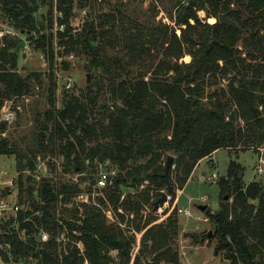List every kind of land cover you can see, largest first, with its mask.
<instances>
[{
  "label": "trees",
  "instance_id": "16d2710c",
  "mask_svg": "<svg viewBox=\"0 0 264 264\" xmlns=\"http://www.w3.org/2000/svg\"><path fill=\"white\" fill-rule=\"evenodd\" d=\"M97 1L0 0V20L16 33L0 37V109L4 102L23 106L43 86L47 98L34 149L20 150L0 137V156L14 155L18 202L26 204L11 220L12 228L8 224L0 234L3 264L131 261L130 238L107 223L100 207L78 205L70 218L57 211L81 193L77 185L23 180L21 172L34 168L40 153L61 155L62 173L85 174L82 182L90 188L97 167L109 165L116 176L98 204L138 218L145 205L153 210L152 196L166 188L162 174L168 156L173 157L170 172L184 184L198 163L218 150L237 154L264 147V0H177L172 27L138 24L116 8L87 15L78 30L71 28L74 6L92 11ZM224 13L242 33L219 22ZM55 23L63 31L54 32ZM21 37L43 55L44 72L19 73ZM112 49L128 59L110 55ZM71 55L86 58L91 79L83 91L64 90L58 106L55 59ZM185 55L189 62H180ZM60 66L68 68L63 59ZM225 78V90L205 95L208 79L216 86ZM243 172L238 162L229 161L216 183L220 207L205 212L221 264H264V185L244 184ZM145 182V191L121 200V187L137 190ZM155 220L132 223L145 230L133 264H179L170 247L177 222Z\"/></svg>",
  "mask_w": 264,
  "mask_h": 264
},
{
  "label": "rangeland",
  "instance_id": "374dc122",
  "mask_svg": "<svg viewBox=\"0 0 264 264\" xmlns=\"http://www.w3.org/2000/svg\"><path fill=\"white\" fill-rule=\"evenodd\" d=\"M76 1V0H74ZM177 0H98L95 8L92 11L87 9L78 8L74 6L72 10L73 17L70 18V27L78 30L85 20V17H97L100 13H110L112 10L119 8L123 10L125 15L132 21L138 22V24L156 26L159 24H166L170 27L173 26V16L175 13L174 5ZM89 12V14H88ZM41 13L45 15L46 9ZM56 15V12H55ZM202 16V15H201ZM129 21H127V26ZM58 24H54L53 31L59 30ZM64 29V26H63ZM4 34L16 35V33L8 28L4 22L0 20V32ZM63 31V30H62ZM9 32V33H7ZM61 32V31H60ZM74 32V31H73ZM21 51L18 53V71L20 74H26L29 72H44L47 68V63L43 55L34 50L33 46L24 37H21ZM117 54L124 60L128 59L124 57V53L119 49L110 50V55ZM124 54V55H123ZM67 63L68 68L66 70L61 69V61ZM55 59V66L58 65L56 74L57 91H56V104L60 105V100L63 91L66 93L75 92L79 90L83 91L88 86V81L91 79V74L88 72L87 60L84 56L76 57L74 55ZM189 56L185 55L180 62H189ZM149 75L145 77L147 79ZM213 79L207 80V86L205 87V95H208L214 90H225L227 83L225 79H218L217 85H213ZM68 87V88H67ZM19 105V104H17ZM47 107L46 98V86L35 91L26 98L19 107H15L14 104L4 102L1 111H13L15 113V119L11 123H3L5 128L0 130V137L10 142H14L18 145L20 150L35 148V134L39 124L43 121L42 113ZM41 134V133H39ZM43 136H46L43 133ZM209 158V157H208ZM260 158H264V147L259 151H239L236 153H229L225 149L216 151L210 159L205 158L201 160L193 170L192 174L184 184H179L176 180L174 172L169 170V182L171 186L170 193L168 194V200L159 210L153 211L147 205L140 211L139 217H135L132 214L125 213L121 208L116 212L110 208L103 207L98 204V200L103 196V190L97 189L95 184L91 186L89 183L82 182V178L85 174H78L77 172L62 173L61 165L63 158L61 155L55 153H40L36 156L34 161V168L30 170L22 171L23 180L30 177L33 181L39 182L41 179H52L55 182H69L73 185H77L86 203L76 201V197L70 200V203L64 205H58L57 211L64 210L66 218H70L71 214L75 213V208L78 205H87L100 207L103 214H105L108 224H114L124 235L130 238L132 248L130 250L131 261L129 264H133L134 257L138 254L141 248V238L145 230L138 231L133 225V222L141 221V225L148 219H156L153 224H166L168 220H174L177 222L178 229L177 234L173 235L172 241H170V247L178 254L179 264H221L222 256L215 253L216 237L210 225L206 211L214 213L218 211L221 203V194L217 187V181L226 175L227 165L230 160H235L243 168V182L248 184L251 182H261L264 185V175H256V166ZM109 165H99L95 179L101 173H106L110 181L116 176L115 169L108 168ZM174 171V166L172 167ZM203 173L205 176H203ZM215 175L216 177H212ZM19 173L16 170V162L14 155H1L0 156V202L7 201L10 198L11 193L17 195L16 185L18 182ZM147 183H142L138 186L137 190L127 189V184L121 187L122 197L121 200L127 196V194H137L145 191ZM87 188L91 189V192L87 191ZM153 188V187H151ZM162 193H166L164 188ZM153 194V193H150ZM151 196V195H150ZM160 195L152 196V200L159 198ZM154 201V202H155ZM231 202V200H229ZM20 209L26 207V204L18 202ZM198 206H207L204 212H200ZM82 208L79 209V214L82 212ZM179 210H187L191 216L185 217L180 214ZM118 215L123 216L124 220L121 221ZM11 220L14 221V216L5 212L0 216V234L3 233L4 226L10 224L9 228H12ZM138 220V221H137ZM151 224V225H153ZM8 230V229H7ZM210 234V238H207ZM1 248V247H0ZM117 253L112 251L111 257H115ZM0 264H3L0 258Z\"/></svg>",
  "mask_w": 264,
  "mask_h": 264
},
{
  "label": "built area",
  "instance_id": "2783aa9c",
  "mask_svg": "<svg viewBox=\"0 0 264 264\" xmlns=\"http://www.w3.org/2000/svg\"><path fill=\"white\" fill-rule=\"evenodd\" d=\"M59 29L58 31L63 30V25L57 26ZM9 33V32H7ZM4 35V32H0V37ZM68 88V87H67ZM15 119V113L13 111L7 110V111H1L0 112V122L3 123H11ZM256 175L263 176L264 175V158H260L258 161V164L256 166ZM212 177H216L213 175ZM109 182L108 175L106 173H101L98 175L96 180V188L97 189H104ZM76 201L81 203H86L87 200L84 198L82 194H79L76 197ZM20 207L18 206V196L14 193H11L10 198L7 201H1L0 202V216L1 214L8 212L12 216H14V220L16 219V215L18 214ZM180 214L184 215L185 217L191 216L190 213L187 210H179ZM48 240V236L45 233L40 234V241L46 242ZM84 264H88V262L85 261Z\"/></svg>",
  "mask_w": 264,
  "mask_h": 264
},
{
  "label": "water",
  "instance_id": "95a60500",
  "mask_svg": "<svg viewBox=\"0 0 264 264\" xmlns=\"http://www.w3.org/2000/svg\"><path fill=\"white\" fill-rule=\"evenodd\" d=\"M89 14V12H88ZM219 22L223 25H226L228 27L233 28L234 30L242 33V30L236 25L235 22H233L232 20H230L227 16L226 13L221 14L219 16ZM22 34V33H21ZM22 45L20 44V49H21ZM40 135L43 136V133H41ZM173 161V157L172 156H168L165 163H164V168H163V174L162 177L166 183V193L163 192L161 193V196L153 203V210H159L161 207L164 206V204L167 202L168 200V194L170 193L171 190V186H170V182H169V170L171 168V164ZM223 200H227V196H224ZM255 205H258V201H255ZM207 206H198L197 209L200 212H204ZM207 238H210V234H208Z\"/></svg>",
  "mask_w": 264,
  "mask_h": 264
},
{
  "label": "crops",
  "instance_id": "0c3cea01",
  "mask_svg": "<svg viewBox=\"0 0 264 264\" xmlns=\"http://www.w3.org/2000/svg\"><path fill=\"white\" fill-rule=\"evenodd\" d=\"M214 153H215V152H214ZM214 153H213V154H214ZM213 154H212V155H213ZM212 155H211L210 157H212ZM210 157H209V158H207V159H210ZM205 160H206V159H205ZM201 162H202V161H201ZM203 176H205V174H204V173H203Z\"/></svg>",
  "mask_w": 264,
  "mask_h": 264
}]
</instances>
